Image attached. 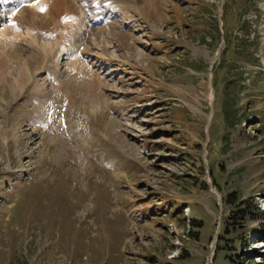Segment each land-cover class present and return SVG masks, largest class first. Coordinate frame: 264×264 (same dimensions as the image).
<instances>
[{
	"label": "rangeland",
	"instance_id": "374dc122",
	"mask_svg": "<svg viewBox=\"0 0 264 264\" xmlns=\"http://www.w3.org/2000/svg\"><path fill=\"white\" fill-rule=\"evenodd\" d=\"M117 3L123 37L60 18L28 67L21 22L0 65V264H264V0Z\"/></svg>",
	"mask_w": 264,
	"mask_h": 264
},
{
	"label": "bare ground",
	"instance_id": "6f19581e",
	"mask_svg": "<svg viewBox=\"0 0 264 264\" xmlns=\"http://www.w3.org/2000/svg\"><path fill=\"white\" fill-rule=\"evenodd\" d=\"M3 1L4 0H0V9L2 10H4L3 3L12 4V2L17 1V0H7L4 2ZM24 1L26 2L32 1L33 10L25 9L21 12L22 15L19 16L18 18H14L13 16H10V20L9 19L6 20L8 22L10 21V25L6 27V29L3 30L4 36L0 37V65L2 64L4 66L5 65L7 66V65H14V64H18V65L21 64L19 60L24 50L22 48V45H26V44H23V41L19 42L22 39L17 33L20 30L21 22L24 24H28L29 26L33 27L37 31V33L31 34L32 32L26 28V30H28V34H30V38L25 42L28 43L26 46L30 49L31 52H30V56L22 61V66H28V67L34 66L36 64L38 65L42 63L44 60H47L42 57V53L43 51L48 52L50 50V46H53V43H49V42L43 43L41 41L42 36L41 38H39L37 34H41V32H43L44 30L48 31V33L50 34V23L59 21L60 18H63L64 20H66V23H65L66 28L62 29L63 34H67V33L69 34V32L72 31L71 29L72 27H77V28H81L82 26L85 27L86 20H83L81 15L84 12H86V14L89 16L88 19L89 20L92 19L93 23H91L87 29L84 28L81 30L79 38L81 37L84 40H87V39L90 40L91 34L89 33L91 31L92 34H95L97 36V38H101L102 41H105L108 43V40L106 37L107 34L104 33L106 28H109L107 31L111 29L114 35L123 37L122 33L120 32V28L117 25L118 23L116 22L117 23L116 24L114 21H111L110 19L111 17H109L110 14H107V16L104 15L101 6L110 8V9H116L118 7V6L115 7L116 4H118L117 2H124V0H92V3L90 2V0H24ZM23 7L24 6L22 5V2H17L14 8L9 7L8 9L9 11L12 9L13 10L17 9L13 13L16 15V13L19 10H21ZM43 10H45V12H42ZM70 15L71 17H69ZM73 36L74 34L71 33V37ZM124 38L128 39V35L124 34ZM71 51L69 52L71 53ZM77 52H79V50ZM106 61H109V58H107L104 62ZM47 70H50V69H47ZM23 71L24 70H20L21 77L23 75ZM3 76H4V71L2 70V73L0 72V77H3ZM71 152H72V149L70 152H67L68 155L69 154L71 155Z\"/></svg>",
	"mask_w": 264,
	"mask_h": 264
},
{
	"label": "trees",
	"instance_id": "16d2710c",
	"mask_svg": "<svg viewBox=\"0 0 264 264\" xmlns=\"http://www.w3.org/2000/svg\"><path fill=\"white\" fill-rule=\"evenodd\" d=\"M218 33V38H221V34L220 32H217ZM225 38L227 39V36L225 35ZM243 44L244 46H246V49L249 48V47H252V42L250 43H247V41H243ZM226 51H222V54H225ZM237 54V49H232V55H235ZM241 74L237 75L240 77ZM262 79H264V75L261 76ZM241 82L239 80H235V78L231 79V80H228L227 84L225 85L224 87V99L223 101H225V105L223 107V111L222 113L224 114L225 118L226 119H229V118H232L234 117V112H233V109L234 107L236 106V103L237 101L239 100L240 98V92H241ZM263 91H264V88H261ZM260 93H257L256 95H259ZM227 103V104H226ZM240 109L239 107L235 108V110H238ZM248 120L249 118L251 119L254 114L253 113H249L248 115ZM261 116L264 117V114H261ZM248 120H245V121H248ZM230 125V124H229ZM191 157L189 154H186V155H183L182 156V160H189ZM231 198V197H230ZM230 198H227V201L226 203L227 204H231L232 203V199ZM252 210H257V208L255 207L254 209ZM258 211V210H257ZM244 217L246 218L247 215L243 214ZM224 225H223V228L226 230V232L229 234V233H232L234 232V227L233 226H230L228 223V221L226 219H224ZM202 226V223L199 222L197 227H201ZM227 256H225L224 258H226Z\"/></svg>",
	"mask_w": 264,
	"mask_h": 264
}]
</instances>
